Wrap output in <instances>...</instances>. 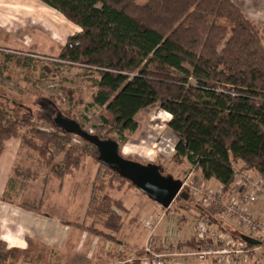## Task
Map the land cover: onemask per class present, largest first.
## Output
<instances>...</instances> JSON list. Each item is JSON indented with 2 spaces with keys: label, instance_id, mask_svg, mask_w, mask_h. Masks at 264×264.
<instances>
[{
  "label": "trees",
  "instance_id": "obj_1",
  "mask_svg": "<svg viewBox=\"0 0 264 264\" xmlns=\"http://www.w3.org/2000/svg\"><path fill=\"white\" fill-rule=\"evenodd\" d=\"M41 1L80 29L67 36L58 58L98 71L92 103L105 106L111 118L102 117V123L118 136L125 139V131H135L138 111L158 104L170 115L167 126L176 135V154L203 179L228 189L238 162L239 168L264 178L263 30L234 0ZM46 120L53 132L32 128L31 117L0 105V155L4 141L18 137V127L30 126L40 144L26 135L23 142L62 180L79 159L72 155L75 149L65 150L66 145L73 147L68 142L72 134ZM50 144L64 151L61 163H52ZM92 148L95 159L116 179L135 188L100 162ZM93 199L91 194L89 210ZM101 200L95 210L108 214L105 225L117 232L123 219L115 208L128 210L121 199L105 194ZM177 200L192 208L191 199ZM20 207L42 214L38 206ZM193 208L200 217L206 215L199 206ZM239 232L230 230L235 238ZM191 240L194 245V236Z\"/></svg>",
  "mask_w": 264,
  "mask_h": 264
},
{
  "label": "rangeland",
  "instance_id": "obj_2",
  "mask_svg": "<svg viewBox=\"0 0 264 264\" xmlns=\"http://www.w3.org/2000/svg\"><path fill=\"white\" fill-rule=\"evenodd\" d=\"M234 1L247 18L262 28L264 38V0ZM79 31L60 12L47 7L41 0H0V105L15 110L23 118L31 117L32 128L53 132L46 120L47 111L41 107V100L48 99L83 129L114 138L122 156L158 164L163 174L174 178L185 180L189 177L193 186L218 185L214 179H203L199 170L176 154V135L167 126L170 115L158 104L135 114L137 128L132 133L125 131V139L109 124L102 123V117L110 119L111 116L105 106L92 103L98 71L58 58L67 36ZM29 129L30 126L18 127V137L4 141L5 151L0 157V236L8 237L0 239V264H135L137 257L144 255L147 238L146 234L141 243L136 231L146 228L141 220L161 214L165 216L154 233L153 247L157 252L170 253L176 249L181 252L197 247L196 241L191 244L195 222L199 219L193 208L197 205L198 200H194L197 197L190 198L192 208H187L176 197L170 207L163 209L139 190L131 188L127 181L116 179L95 159L91 144L74 134L69 136L68 142L77 148L66 145L65 150L75 149L72 155L78 157L79 162L60 180L50 171L51 165L23 142L21 136L26 135L40 144ZM48 151L54 158L52 163L63 161L64 151L52 144ZM240 166L239 162L235 164L236 169ZM120 185L123 187L117 189ZM91 194L95 202L91 200L89 210ZM105 194L111 198L124 196L122 200L129 208L127 213L115 208L123 219L117 232L105 225L109 215L95 210L102 204ZM23 204L40 207L42 214L28 212L20 207ZM250 211L264 218V203H254ZM48 217L56 220L50 221L55 225L62 221V230L68 234L60 248H57L59 241H53L55 237L47 236L56 228L46 219ZM228 220L221 226L234 230L231 228L235 226L233 219ZM170 226L178 233L175 232L177 235L169 246H164L163 233ZM77 229L84 231L83 236L74 234ZM91 242L96 251L95 255L90 254L87 262L86 249ZM21 246L25 251L18 248ZM170 258L181 260L180 256ZM253 258L264 264V245L255 250Z\"/></svg>",
  "mask_w": 264,
  "mask_h": 264
},
{
  "label": "built area",
  "instance_id": "obj_3",
  "mask_svg": "<svg viewBox=\"0 0 264 264\" xmlns=\"http://www.w3.org/2000/svg\"><path fill=\"white\" fill-rule=\"evenodd\" d=\"M181 181L179 191L186 190L191 199L197 197L194 200H198L197 205L206 212L204 216L198 215L199 219L195 222L192 235L197 247L181 252L177 249L170 253L157 252L153 247L154 233L165 215L142 219L141 223L147 229V238L144 255L136 259L138 264H262L258 258H253V254L260 245H264V218L256 217L250 207L258 201L264 203V178L252 170L238 168L235 169L228 189L219 183L215 187L207 184L193 186L189 177ZM167 208L163 207L165 210ZM229 218L233 219L235 225L231 228L257 239L260 243L250 245L233 237L225 225L221 226ZM175 229L170 226L164 231L161 240L164 246H169L170 241L177 235ZM169 256H180L181 260L171 259Z\"/></svg>",
  "mask_w": 264,
  "mask_h": 264
},
{
  "label": "water",
  "instance_id": "obj_4",
  "mask_svg": "<svg viewBox=\"0 0 264 264\" xmlns=\"http://www.w3.org/2000/svg\"><path fill=\"white\" fill-rule=\"evenodd\" d=\"M41 107L45 108L46 118L60 128L63 133H71L79 136L91 144L98 153V160L116 172L122 178L128 180L133 186L147 196L150 200L167 208L172 201L179 197L182 200H190L189 193L182 189L179 191L182 181L170 174H163V168L155 163H142L122 156L118 152V143L112 138H100L82 126L72 118L61 113L54 103L48 99L41 100ZM238 237L250 245H258L260 242L242 232Z\"/></svg>",
  "mask_w": 264,
  "mask_h": 264
},
{
  "label": "crops",
  "instance_id": "obj_5",
  "mask_svg": "<svg viewBox=\"0 0 264 264\" xmlns=\"http://www.w3.org/2000/svg\"><path fill=\"white\" fill-rule=\"evenodd\" d=\"M4 151H5V148H4V150H3V152H2V154L4 153ZM1 154V155H2ZM1 155H0V157H1ZM129 189V188H128ZM128 189H127V193H129L130 194V192L128 191ZM143 194V193H142ZM129 199L130 198H132L131 197V194H130V197H128ZM117 199H121V201L123 202V200L122 199H124V196H123V198L122 197H120V196H118L117 197ZM158 204V203H157ZM123 205L127 208V210L129 211V208L127 207V205H125L124 204V202H123ZM162 207V206H161ZM28 212H31V211H28ZM32 213H34V212H32ZM36 214V213H35ZM38 215V214H37ZM46 219H48V221L50 222V221H56L55 219H53V218H46ZM50 223H52V225L54 226V228H55V230H52V234L51 233H47V236H49V237H55L54 239L56 240H53L55 243L56 242H58L59 241V243H58V245H59V247L57 246V248H60V247H62L63 245H61L62 243H63V241H66L65 240V238L68 236V234H64V232H63V230H62V227L64 226V224L62 223V221H60L59 223H57L56 225L53 223V222H50ZM58 224H59V226H58ZM61 227V228H60ZM77 232H75L74 234L77 236V237H81V236H83V234L82 233H84V231H79L78 229L76 230ZM136 231H138L137 233L140 235V238H141V243L144 241V238H145V236H146V234H147V229L145 228L144 229V231L143 230H141V231H139V230H136ZM135 231V232H136ZM144 232V233H143ZM87 234V233H86ZM76 237V238H77ZM49 243V242H48ZM56 245V244H55ZM94 244H92V242L90 243V245H89V247L86 249L87 251V254H86V258H87V262L88 261H90L89 259H90V254H93V255H95V247L93 246ZM17 247V246H16ZM18 248H20L21 250H25L26 248L24 247V246H21V247H18ZM135 264H138V262H136Z\"/></svg>",
  "mask_w": 264,
  "mask_h": 264
},
{
  "label": "clouds",
  "instance_id": "obj_6",
  "mask_svg": "<svg viewBox=\"0 0 264 264\" xmlns=\"http://www.w3.org/2000/svg\"><path fill=\"white\" fill-rule=\"evenodd\" d=\"M0 239H8V237L7 236H0Z\"/></svg>",
  "mask_w": 264,
  "mask_h": 264
}]
</instances>
